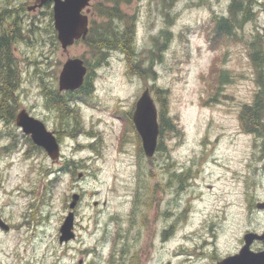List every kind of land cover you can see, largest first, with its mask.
<instances>
[{"label":"rangeland","instance_id":"rangeland-1","mask_svg":"<svg viewBox=\"0 0 264 264\" xmlns=\"http://www.w3.org/2000/svg\"><path fill=\"white\" fill-rule=\"evenodd\" d=\"M97 1L103 0L92 2V12ZM261 7L254 3L253 14L246 15L233 0L123 4L125 13L135 16L134 58L150 67L145 76L116 50L96 66V53L83 40L62 49L48 7L45 14L34 13L40 29L29 30L25 20L23 35L11 46L19 81L4 116L0 90V218L8 224L7 230L0 228V264H214L239 250L246 231L259 232L264 64L252 60L250 43L264 48ZM214 16L228 18L235 35L215 37ZM90 19H96L94 12ZM166 27L169 37L158 38L165 44L156 50L154 39ZM68 57L89 64L94 91L80 93L79 106L64 100L62 107L50 103V109L44 92L57 88ZM144 87L158 110L153 88L167 91L165 112L176 126L158 134L150 158L139 149L136 130L122 119ZM257 97L259 130L247 135L240 115ZM21 108L59 137L57 161L28 146L30 137L11 119ZM65 160H74L72 171L61 169ZM75 191L81 193L75 237L60 244L58 229Z\"/></svg>","mask_w":264,"mask_h":264},{"label":"water","instance_id":"water-1","mask_svg":"<svg viewBox=\"0 0 264 264\" xmlns=\"http://www.w3.org/2000/svg\"><path fill=\"white\" fill-rule=\"evenodd\" d=\"M47 0H41V3ZM90 0H53V20L56 37L62 49L74 43L75 40L85 38L88 32V18L82 11ZM87 67L83 59L69 57L63 63L58 77L60 90H72L78 88L86 73ZM134 127L140 136L144 154L150 157L157 146L159 133L157 107L150 95L149 88H145L137 98L132 113ZM15 124L21 128L24 134L29 135L32 142L42 148L51 161L59 158V143L53 131L46 128L38 118L31 116L24 108L20 109L15 117ZM81 176V173H78ZM79 193L73 192L68 204V212L60 227L58 242H68L75 237L74 212ZM256 207L264 209V201L258 202ZM0 227L8 229L7 223L0 218ZM254 239L264 240V230L261 234L246 232L243 235L244 244L237 253L228 255L214 264H264V249L253 251L250 245Z\"/></svg>","mask_w":264,"mask_h":264},{"label":"trees","instance_id":"trees-1","mask_svg":"<svg viewBox=\"0 0 264 264\" xmlns=\"http://www.w3.org/2000/svg\"><path fill=\"white\" fill-rule=\"evenodd\" d=\"M131 0H103V1H97L96 4L94 3V13L96 19H90V26L88 28V33L86 37L83 39V41L91 48L92 51L96 53V58H94L93 63L98 66L99 61H104L108 57V52L111 50H116L121 52L127 61L130 63V66L134 68V71L139 75H146L149 72H151L150 67H145L143 64H140V62L136 61L137 59L134 58L136 56V36H135V16L129 15L125 13V11L121 8L123 4L130 3ZM234 5V4H233ZM232 3L229 6V12L230 17L234 19L235 14L233 9ZM96 7V10H95ZM165 16H167V12H163ZM245 18V17H244ZM213 27H212V33L216 35H220L223 33V35H229L233 34L231 33V21L228 20V18L225 17H213ZM169 30L166 27L165 29L160 30V33H158V37L154 39L155 41V49L159 50L164 46V41L166 42L167 38L169 37ZM159 39H164L163 43L157 42ZM250 43L253 46V50L250 52V56L252 57V60L257 63H264L262 62V57H258L257 55L260 53L259 46L256 43ZM6 43L2 41V44L0 43V48L5 46ZM8 46V43L6 47ZM254 51V52H253ZM255 51H257L255 53ZM8 48L4 51V54L8 56ZM155 54V53H154ZM134 59V60H133ZM86 63V62H85ZM87 64V63H86ZM89 65V64H87ZM90 68V66H89ZM92 74V70L88 69L87 76H90ZM86 76V77H87ZM89 78V77H87ZM19 79H18V72H17V66L14 67V65L10 63H0V90H1V108L9 109V101L5 104L6 100L12 98L10 94V90H12V86L15 84L17 85ZM222 81V80H221ZM263 88H264V82ZM90 85L88 79H86V85H84L82 88H80V93L82 95L86 96L90 93ZM154 94L156 95L157 102L159 104V110H158V123H159V133H162L165 129H171L175 128L176 126L173 123L172 117L165 112V109L167 108V100H166V93L167 91L159 88L154 87L153 88ZM44 96L52 105L60 106L63 105L64 100H66L65 97H61L58 95V93L54 91H45ZM261 104V97H257V101L254 105L247 104L242 108V113L240 115L241 118L244 119V131L245 132H256L259 130V128L256 125H259V110L260 107H257ZM0 108V109H1ZM125 115V116H124ZM124 115H122V119L125 123L126 128L129 126H132L133 130L134 127L131 123V112L128 113L124 112ZM175 126V127H174ZM174 129V131H176ZM125 131V130H124ZM138 137V136H137ZM29 147L31 149L41 150L40 147L33 144V142L28 139ZM139 149L142 150L141 144L138 142ZM73 167H75L74 160H65L63 163V166L61 169L68 168L70 171L73 170ZM50 171H48V176L51 177L53 175L49 174ZM182 174H176V176L179 178ZM183 176V175H182ZM52 181V180H51ZM123 251V249H121Z\"/></svg>","mask_w":264,"mask_h":264},{"label":"flooded vegetation","instance_id":"flooded-vegetation-1","mask_svg":"<svg viewBox=\"0 0 264 264\" xmlns=\"http://www.w3.org/2000/svg\"><path fill=\"white\" fill-rule=\"evenodd\" d=\"M94 0H91L89 2V5L86 6L83 10L84 13L87 14V16L90 18V15L92 12V2ZM234 2H236L239 6L242 5V9L243 11L246 12V15H248L250 12L253 14L252 11V6L254 3H262V6L260 11L264 12V0H247L245 2H243L242 0H233ZM253 1V4L251 5V2ZM241 2V3H238ZM49 8L47 11V16H49L50 19V25L52 27V29L55 31L54 29V22H53V0H47L43 3H41V0H32L30 3H28L27 1H20L14 3V1L11 0H5V2H3L2 4H0V43L2 44V41H4L8 46L6 47L3 46L2 48H0V63H10L13 64L11 57H10V53H11V46L13 44V42H15V39L17 38V35L19 33H21V35H23L22 32H24L23 30V22L25 20L27 21V26H29V30H33L35 31V29H40V22L38 23V15H35L34 13H36L37 11H40V14H45V10L44 8ZM31 13V14H30ZM33 13V15H32ZM245 15V16H246ZM262 31L264 32V14H263V25L261 26ZM264 36V34H263ZM6 48H8V56L4 54V51L6 50ZM260 49V53L257 55L258 57H262L263 55V60L262 62H264V48L263 47H259ZM264 64V63H263ZM89 77V78H87ZM85 76L84 80L81 84V86L79 88H77L76 90H59L58 89V78H57V88H52V91L58 93V95H60L61 97H65L67 100V105L75 107L76 106V102L77 99L80 97V88H82L84 85H86V79H88L89 81V85L91 88V91H94V84L93 81L90 80V76ZM45 97V96H44ZM9 101L6 100L5 104ZM44 102L46 103L48 108H52L50 104V101H48L45 97ZM23 109V108H21ZM25 109V108H24ZM27 111V110H26ZM8 110L7 108L4 109L3 112V116L5 113H7ZM30 115L31 112L27 111ZM17 113V112H16ZM16 113L14 115L13 113V117L11 119L14 120L15 122V117H16ZM60 116V114H59ZM56 118L58 119V117L56 116ZM101 120V119H99ZM100 122V121H98ZM57 137V139H59V137L57 135H55ZM264 226L262 227V229L259 231L260 233L262 232ZM243 244V243H242ZM251 250L253 251H260L264 249V240H260V239H255L252 241L251 245H250Z\"/></svg>","mask_w":264,"mask_h":264},{"label":"bare ground","instance_id":"bare-ground-1","mask_svg":"<svg viewBox=\"0 0 264 264\" xmlns=\"http://www.w3.org/2000/svg\"><path fill=\"white\" fill-rule=\"evenodd\" d=\"M238 3H241V2H238ZM238 5V4H237ZM243 133L247 134L246 132L243 131ZM248 135V134H247Z\"/></svg>","mask_w":264,"mask_h":264}]
</instances>
